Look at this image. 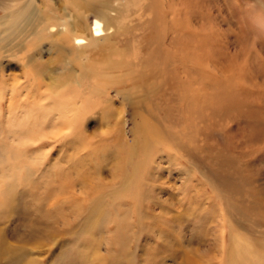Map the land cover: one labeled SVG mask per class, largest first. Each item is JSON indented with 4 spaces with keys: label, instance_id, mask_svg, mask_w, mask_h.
Listing matches in <instances>:
<instances>
[{
    "label": "bare ground",
    "instance_id": "obj_1",
    "mask_svg": "<svg viewBox=\"0 0 264 264\" xmlns=\"http://www.w3.org/2000/svg\"><path fill=\"white\" fill-rule=\"evenodd\" d=\"M0 9V124L5 127L0 133V187L8 184L16 166L14 159H8V146L14 144L17 151H27L41 143L70 141L78 124L86 121L87 104L91 102L82 94L86 85L95 81L109 97V84L124 73L123 65L133 73L130 80L151 85L152 94L158 97L171 89L179 91L182 108L191 122L184 130H166L162 120L152 115L151 121L144 123L142 138L133 143L125 136L127 118L122 120L120 135L127 139L130 151L116 172L115 183L105 181L114 185L108 196L113 195L115 206H132L139 216L145 207L150 208L145 211L148 217L177 218V214L169 216L164 209L155 212L161 204L162 186L159 188L158 178L154 180V175H162L159 162L175 163L183 155L204 159L205 152L210 153L207 146L217 122L231 113H238L233 119L235 134L241 139L238 143H247L239 129L243 118L248 124L251 117L249 97L256 88L260 91L255 77L264 75L262 65L258 66L264 63V0H0ZM225 26L235 32L237 48L233 54L226 47L230 38L219 33ZM130 34L135 37L133 45L128 42ZM186 58L192 61H183ZM5 59L18 60L22 73L5 75L9 68L3 63ZM52 61L60 65L49 67ZM131 65L141 67L138 70ZM231 88L241 90L242 98L229 94ZM131 131L136 134L137 128ZM137 146L141 149L139 156ZM26 165L23 169L28 168V174L31 166ZM219 172L213 171L216 179H227ZM192 183L189 177L185 186ZM148 184L153 194L146 191ZM234 191L241 198L237 199L238 208L246 212L248 205L240 187ZM183 199L190 205L194 193L190 191ZM128 217L116 219L118 231L124 226L128 230ZM153 223L152 236L157 229L169 235L168 223ZM219 227L217 223L213 226L216 248L203 249L201 262L219 259V264H227L233 255L235 264H264V253H253L246 241L240 243L237 234L230 232L227 236Z\"/></svg>",
    "mask_w": 264,
    "mask_h": 264
},
{
    "label": "rangeland",
    "instance_id": "obj_2",
    "mask_svg": "<svg viewBox=\"0 0 264 264\" xmlns=\"http://www.w3.org/2000/svg\"><path fill=\"white\" fill-rule=\"evenodd\" d=\"M233 30L225 26L219 32L224 38H230L226 45L230 54L237 48ZM134 38L130 34V45L135 44ZM261 55L264 59V53ZM183 61L188 63L192 59ZM3 63L9 67L5 75L22 73L18 60L5 59ZM53 64L60 65L52 61L49 67H54ZM261 65L264 71L262 61L258 66ZM138 66L131 65V68L139 70L141 66ZM122 70L124 73L116 76L118 80L109 84V97L95 81L86 85L82 94L91 101L87 104L86 121L78 124L70 141L41 143L37 149L27 151L24 148L17 151L14 144L8 146L11 150L8 159H14L16 166L8 184L0 187V264H179L181 261L219 264V259L200 261L203 249L216 248L212 241L216 223L227 236L235 233L240 243L246 241L253 253H264V236L261 235L264 231V75L261 79L255 77L260 91L256 88V93L249 97L251 117L248 124L243 118L239 129L247 143L239 144L241 139L235 134L237 127L233 121L238 113H231L221 121L223 125L217 122L207 146L210 153L206 151L204 159L187 155L176 159L175 163H162L157 159L163 169L160 170L162 175H154V180L158 178L159 188L162 187L159 190L161 204L154 211L164 209L169 216L177 214V218L169 220L160 215L148 217L146 212L150 208L145 207L146 212L141 209V215H135L132 206H115L113 195L108 196V193L115 183L116 172L129 154L127 139L138 143L143 126L151 121L152 115L162 120L166 130H184L191 122L189 113L182 108L179 91L171 89L165 96L159 94L158 97L152 94L151 85L130 80L133 73L128 65H123ZM180 76L184 77V73ZM228 91L242 98L238 88ZM218 110L223 109L218 107ZM125 118L127 139L120 135ZM207 124L212 125V122ZM135 127L137 131L133 134L131 130ZM4 129V124H0V133ZM168 147L166 144L167 150ZM139 148L137 146L138 156ZM26 164L31 166L29 175ZM23 165L27 169H23ZM216 170L227 179H216L213 176ZM24 174L28 175V180ZM189 177L193 183L188 187L185 185ZM105 181L113 182L109 186ZM226 181L233 182V188ZM148 185L146 191L153 194ZM239 187L248 205L246 212L237 206V199L241 198L234 189ZM190 191L194 193V201L186 205L183 197ZM163 200L169 201L162 203ZM126 216H129L128 230L124 226L120 232L115 226L116 219ZM153 221L157 225L158 222L168 223L169 235L157 229V234L152 236ZM227 264H235V256L231 255Z\"/></svg>",
    "mask_w": 264,
    "mask_h": 264
}]
</instances>
